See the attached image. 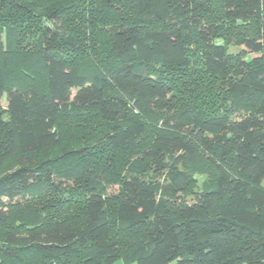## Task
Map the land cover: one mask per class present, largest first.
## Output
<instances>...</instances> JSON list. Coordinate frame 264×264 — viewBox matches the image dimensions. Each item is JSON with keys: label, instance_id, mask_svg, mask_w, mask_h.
Masks as SVG:
<instances>
[{"label": "trees", "instance_id": "1", "mask_svg": "<svg viewBox=\"0 0 264 264\" xmlns=\"http://www.w3.org/2000/svg\"><path fill=\"white\" fill-rule=\"evenodd\" d=\"M46 2L0 0V264H264V0Z\"/></svg>", "mask_w": 264, "mask_h": 264}, {"label": "rangeland", "instance_id": "2", "mask_svg": "<svg viewBox=\"0 0 264 264\" xmlns=\"http://www.w3.org/2000/svg\"><path fill=\"white\" fill-rule=\"evenodd\" d=\"M35 2H45L47 0H33ZM49 4V3H48ZM22 44V43H21ZM21 44L19 43H15V44H11L9 46H5L3 48V52L4 54L8 52V50H11V54H10V62L13 66H15L16 69H20L18 71L19 75H22L23 80L26 79L27 75L30 76H35V68L33 66H35L32 62H30V64L28 65H24L20 63V56L19 53L23 52V48L21 46ZM8 45V44H7ZM26 47V44H24ZM232 52H235V54H238V56L241 54L240 51H238L237 49H232ZM241 56V55H240ZM243 56V55H242ZM254 55H246V58L248 59H252L254 58ZM37 67V66H35ZM37 70V69H36ZM8 78L9 79H13L12 74L8 73ZM2 105L3 107H5V98L2 99ZM97 118L94 116H82V117H78L75 119H70V120H59L57 123V131H58V135H59V143L51 148H46V149H42L39 151L34 152L32 155L33 157L37 158V159H45L48 157H52L55 156L56 154L62 152L63 150L71 147V146H75L77 145L80 140L82 139L81 134L84 132L85 133V141H91L94 140L95 138H97L100 133H101V128H104L103 126H100L99 124H96L94 127H92L93 123H96ZM88 123H90L88 125ZM87 124V126H86ZM15 157V156H14ZM17 165V159H11L8 162H6L1 170L0 173H5L8 172L12 169H14ZM94 167L95 168V164L91 165V168ZM115 174L112 173V175L109 177L108 179V194L110 196H113L115 194L118 193L119 190V185H118V180L119 176L117 174L116 171H114ZM262 186L264 187V179L262 181ZM45 201V198H37L36 199V204H34V207L37 206V204L39 206H41L43 203H39ZM27 211L26 210H14L11 214V221L12 222H16V221H22L24 220V216L25 213ZM137 238H140L141 236V231H135L133 233ZM115 264H124L122 261H118Z\"/></svg>", "mask_w": 264, "mask_h": 264}, {"label": "crops", "instance_id": "3", "mask_svg": "<svg viewBox=\"0 0 264 264\" xmlns=\"http://www.w3.org/2000/svg\"><path fill=\"white\" fill-rule=\"evenodd\" d=\"M261 186H262V183H261ZM263 187V186H262ZM264 188V187H263Z\"/></svg>", "mask_w": 264, "mask_h": 264}]
</instances>
